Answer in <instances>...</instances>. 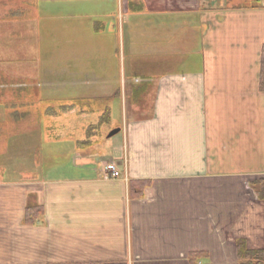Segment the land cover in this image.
Wrapping results in <instances>:
<instances>
[{
    "label": "crops",
    "instance_id": "obj_1",
    "mask_svg": "<svg viewBox=\"0 0 264 264\" xmlns=\"http://www.w3.org/2000/svg\"><path fill=\"white\" fill-rule=\"evenodd\" d=\"M119 1L0 15V264H239V242L264 249V0H124L114 75L101 60ZM44 14L90 27L102 73L80 86L126 103L110 157L79 155L64 177L43 173ZM107 161L129 180L103 179Z\"/></svg>",
    "mask_w": 264,
    "mask_h": 264
},
{
    "label": "rangeland",
    "instance_id": "obj_2",
    "mask_svg": "<svg viewBox=\"0 0 264 264\" xmlns=\"http://www.w3.org/2000/svg\"><path fill=\"white\" fill-rule=\"evenodd\" d=\"M20 1L22 0H0V15L5 16L9 10L12 12L20 10L21 7L18 5ZM123 1H119V7L116 9L117 24H113L114 27L115 25L117 27L118 38L116 40L103 39L111 47H107L104 59L101 61L108 65L109 69L113 71L110 73L114 75L118 72L116 60L127 64L124 47L126 43L124 35L122 36V27H124L122 19L125 18L126 9L124 5L121 6ZM5 2H10V5H5ZM59 6L65 10V17L70 19V6L67 7V4H59ZM84 13L85 10H83ZM46 15L48 14L46 13ZM46 15L44 14L42 19L43 37L41 39L44 83L41 113L43 173L46 175L50 170V167L46 166L52 163L53 168H56L52 176L64 177L70 175L71 165L74 160L79 159V155L90 161L110 157L109 153L113 150L116 141L121 138V133L113 137L107 136L112 129H115L126 119V103L121 102L117 96L107 99L94 98L99 93L97 87L83 88L80 86L82 82H85L82 78L86 77V81L93 80L102 73L97 70L100 57L95 52L99 41L92 40L88 36L91 31L88 30L90 27L85 23L75 22V27H73L52 17H46ZM71 36L74 38H70ZM114 49L117 54L114 53ZM122 80L124 81L123 78ZM84 94L90 98H83ZM23 104L28 110L29 104ZM71 106L74 108L70 110ZM108 114L111 118L110 122L103 123L98 129L92 131V125L99 123L101 115L107 117ZM89 126H91L90 130ZM81 140H86V142H81Z\"/></svg>",
    "mask_w": 264,
    "mask_h": 264
},
{
    "label": "trees",
    "instance_id": "obj_3",
    "mask_svg": "<svg viewBox=\"0 0 264 264\" xmlns=\"http://www.w3.org/2000/svg\"><path fill=\"white\" fill-rule=\"evenodd\" d=\"M260 88L264 91V45L262 47L261 52V72H260ZM74 106L70 107V110L73 109ZM106 118V120H104ZM111 120L109 114L108 116L101 115L99 123L96 125H92L93 129H98L100 125L103 123H109ZM91 126L88 127L90 130ZM81 142H86V140H81ZM254 186H258V196L261 199H264V179H261L253 184ZM40 206L28 205L26 212V222L31 223L35 220V218L40 214L41 209ZM238 258L239 264H264V249H253L249 248L245 243L239 242L238 245ZM202 253H192L190 256L191 262H194L197 257L201 256Z\"/></svg>",
    "mask_w": 264,
    "mask_h": 264
},
{
    "label": "built area",
    "instance_id": "obj_4",
    "mask_svg": "<svg viewBox=\"0 0 264 264\" xmlns=\"http://www.w3.org/2000/svg\"><path fill=\"white\" fill-rule=\"evenodd\" d=\"M103 179H124L129 180L126 161L123 166L118 165L115 161H107L101 168Z\"/></svg>",
    "mask_w": 264,
    "mask_h": 264
},
{
    "label": "water",
    "instance_id": "obj_5",
    "mask_svg": "<svg viewBox=\"0 0 264 264\" xmlns=\"http://www.w3.org/2000/svg\"><path fill=\"white\" fill-rule=\"evenodd\" d=\"M120 130H121L120 127H117V128H115V129H112V130L109 132V134H108L107 137H113V136H115L117 133L120 132Z\"/></svg>",
    "mask_w": 264,
    "mask_h": 264
}]
</instances>
